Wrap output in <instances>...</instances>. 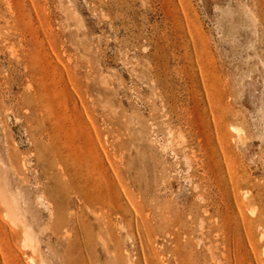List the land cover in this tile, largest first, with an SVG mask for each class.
<instances>
[{
    "label": "rangeland",
    "instance_id": "rangeland-1",
    "mask_svg": "<svg viewBox=\"0 0 264 264\" xmlns=\"http://www.w3.org/2000/svg\"><path fill=\"white\" fill-rule=\"evenodd\" d=\"M32 256L264 264V0H0V264Z\"/></svg>",
    "mask_w": 264,
    "mask_h": 264
},
{
    "label": "bare ground",
    "instance_id": "bare-ground-1",
    "mask_svg": "<svg viewBox=\"0 0 264 264\" xmlns=\"http://www.w3.org/2000/svg\"><path fill=\"white\" fill-rule=\"evenodd\" d=\"M235 128L238 130V132H241L240 128H237V127H235ZM17 201L18 200L14 198L13 203L11 202L8 204L9 213L11 214V216L14 219L19 218V210H18ZM12 221H13V219H12ZM24 235H25V237H24L25 244L32 247L35 250L36 249V239H35V236L33 235V233L27 229V230H25ZM24 242H23V244H24ZM30 260H32L35 264H43V263H39L38 261H36L35 257H33V256L30 257Z\"/></svg>",
    "mask_w": 264,
    "mask_h": 264
}]
</instances>
